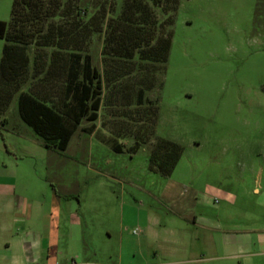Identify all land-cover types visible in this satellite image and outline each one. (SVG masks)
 <instances>
[{"label": "rangeland", "instance_id": "rangeland-1", "mask_svg": "<svg viewBox=\"0 0 264 264\" xmlns=\"http://www.w3.org/2000/svg\"><path fill=\"white\" fill-rule=\"evenodd\" d=\"M12 2L0 0V21ZM156 17L169 49L144 105L137 65L104 60L95 37L94 131L83 121L65 151L47 149L14 99L0 117V184L26 202L58 198L59 264H264V0H179L172 25ZM155 107V135L182 148L169 177L149 171L153 140L127 152Z\"/></svg>", "mask_w": 264, "mask_h": 264}, {"label": "trees", "instance_id": "trees-1", "mask_svg": "<svg viewBox=\"0 0 264 264\" xmlns=\"http://www.w3.org/2000/svg\"><path fill=\"white\" fill-rule=\"evenodd\" d=\"M178 4L179 0H13L9 22L0 21L4 41L0 117L15 99L19 118L45 148L59 152L66 150L83 121L90 126L81 131L91 134L103 94L91 51L95 37L102 39L104 60L137 65L140 78L135 95L137 106L142 107L145 94L158 84L156 74H163L168 56L170 35L158 36L156 12L172 15L170 26ZM148 115L152 119L146 135L135 133L127 152L135 154L153 140L149 171L169 177L182 148L155 135L157 107ZM112 150L122 149L114 143Z\"/></svg>", "mask_w": 264, "mask_h": 264}, {"label": "crops", "instance_id": "crops-1", "mask_svg": "<svg viewBox=\"0 0 264 264\" xmlns=\"http://www.w3.org/2000/svg\"><path fill=\"white\" fill-rule=\"evenodd\" d=\"M62 208L58 198L49 203L26 202L11 184H0V264H59ZM42 219V227L37 220Z\"/></svg>", "mask_w": 264, "mask_h": 264}]
</instances>
